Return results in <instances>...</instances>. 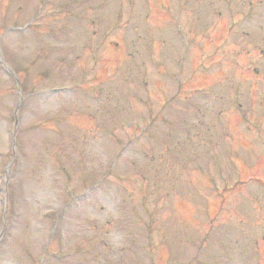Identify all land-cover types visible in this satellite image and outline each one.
Listing matches in <instances>:
<instances>
[{"label": "rangeland", "instance_id": "374dc122", "mask_svg": "<svg viewBox=\"0 0 264 264\" xmlns=\"http://www.w3.org/2000/svg\"><path fill=\"white\" fill-rule=\"evenodd\" d=\"M0 264H264V0H0Z\"/></svg>", "mask_w": 264, "mask_h": 264}]
</instances>
